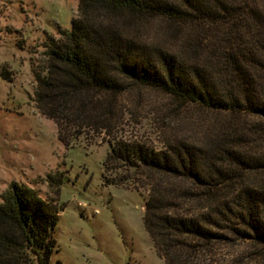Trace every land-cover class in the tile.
I'll return each mask as SVG.
<instances>
[{"label":"trees","instance_id":"obj_1","mask_svg":"<svg viewBox=\"0 0 264 264\" xmlns=\"http://www.w3.org/2000/svg\"><path fill=\"white\" fill-rule=\"evenodd\" d=\"M45 55L35 103L66 144L111 136L129 91L171 101L162 148L109 143L105 162L140 174L164 264H212L239 241L264 247V0H80ZM58 222L55 201L13 183L0 264H52Z\"/></svg>","mask_w":264,"mask_h":264},{"label":"rangeland","instance_id":"obj_2","mask_svg":"<svg viewBox=\"0 0 264 264\" xmlns=\"http://www.w3.org/2000/svg\"><path fill=\"white\" fill-rule=\"evenodd\" d=\"M80 0H0V204L13 183L34 189L59 210L52 264H164L144 217L148 188L136 169L113 162L110 144L162 148L171 101L152 90L129 91L111 136L86 132L66 144L37 109V73L46 75L52 39L73 29ZM264 182V175H258ZM107 179L113 183L107 184ZM255 181L254 178H252ZM262 182V183H263ZM212 264H264V247L239 241Z\"/></svg>","mask_w":264,"mask_h":264}]
</instances>
